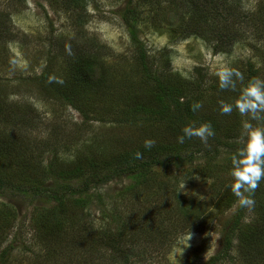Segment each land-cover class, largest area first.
<instances>
[{"label": "rangeland", "instance_id": "rangeland-1", "mask_svg": "<svg viewBox=\"0 0 264 264\" xmlns=\"http://www.w3.org/2000/svg\"><path fill=\"white\" fill-rule=\"evenodd\" d=\"M152 1L153 6L144 0H0V25L6 24L14 35L12 41L0 42V171L12 174L19 170V182L11 175L12 183L29 193L22 197L0 191V238L6 244L15 240L17 247L27 245L30 250L14 252L13 264H125L123 253L106 251V241L100 242L104 233L114 239L119 232L123 235L114 245L119 250L128 248L129 264H204L220 251L223 235L231 229L238 211L243 214L245 231L252 221L264 233V177L251 193L241 190L243 198L253 201L242 205L231 190V157L237 152L233 148L220 146L210 153H195L181 167L152 166L143 177L131 180L123 176L61 202L46 196L44 200L35 198L31 191L53 187L57 180L70 182L58 175L75 170L81 158L97 160H83L85 164L78 167L84 174L71 181L73 185L90 177L91 163L98 166L100 176L107 175L117 165L111 160L118 161L126 151L144 146L145 140L155 141L152 147L183 146L167 127L151 122V110L162 114L173 108L166 98L161 105L155 102L154 75L178 82L190 95H198V113H212L219 116V122L223 120L220 137L238 128L241 136L237 130L230 134L238 137L231 142L236 147L247 143L245 122L253 129H264V112L258 113L259 119L248 112L241 114L225 94L210 89L215 76L230 71L239 61L251 59L264 66V27L258 26L264 23V0H235L246 11L238 26L227 15L229 8L224 10L223 0H218L221 14L217 20L226 13L222 31L236 40L248 37L234 50L227 47L228 55L216 53L214 32L207 34L208 39L192 35L190 19L202 16L194 8L188 4L178 7L180 0ZM126 9L133 12L129 16L136 20L138 39L154 60L150 77L136 61L137 48L123 17ZM240 10L236 8L235 13ZM84 45H93L112 66L108 75L97 72L88 95L74 93L88 119L38 82L46 73L52 85L67 88L73 77L68 69L71 56ZM201 79L203 92H195V82ZM118 97L144 109L149 120L125 124L120 107L109 101ZM224 105L231 106L229 113L222 111ZM207 146L213 147L215 142L200 141L196 147L204 150ZM195 149L181 153L187 155ZM48 167L56 172L52 181L46 175ZM189 235L187 243L177 245L178 237ZM238 243L235 239L232 254L236 257L223 264H250L242 256L246 247ZM254 245L264 250V238L259 235ZM173 247L182 253L171 255ZM258 264L263 263L258 260Z\"/></svg>", "mask_w": 264, "mask_h": 264}, {"label": "trees", "instance_id": "trees-1", "mask_svg": "<svg viewBox=\"0 0 264 264\" xmlns=\"http://www.w3.org/2000/svg\"><path fill=\"white\" fill-rule=\"evenodd\" d=\"M144 1L147 2L149 6H153L154 4V1L152 0ZM141 2H143V0H141ZM218 2V0H180L178 7L183 4H188L191 8H194L197 15H202L201 17H192L190 19V22H193V28L195 31L192 35L208 39L207 34L209 32H214L217 35L218 40L216 43V47H214L216 48V53L228 55L227 47H230L232 50H234L233 47L237 43L246 40L248 37L236 40L233 34L227 32L225 34L222 31V29L220 28L221 20L224 16H226V13L224 11L221 17L217 20V17L221 14L219 13V7L221 5L218 4ZM237 2L240 3L239 1ZM237 2L235 0H223L222 6L224 7V10L229 8V10L227 11V15L229 17L233 16V19H235L234 22L238 26L241 21L245 19L243 17L246 16V11L245 8H242L240 4H238L239 7L236 6ZM178 7L176 6V8ZM236 8L241 10L235 13ZM213 10H215L214 15H212ZM132 13L133 12L126 9L123 14V17L126 21L127 27L130 28L129 33L131 36L130 38L132 44L133 46H135V48H137L136 61L140 63V67L142 69L141 72L147 74L146 76L150 77L152 74L151 72L154 71V69H151L153 66L152 61L154 60L151 58L150 52L147 51L146 47L138 39V34L135 29L136 20L133 17L129 16V14ZM263 14H261V16ZM208 24H212L213 27L209 29L208 27H206ZM262 25H264V23L258 26L264 27ZM10 32L11 31L6 26V24L0 25V42L12 41L14 39V35L12 33L10 34ZM70 44L73 45L74 42H71ZM96 52L97 50H94L93 45H84L83 47L78 49V52H76L75 55L71 56L72 60L68 65V69L71 71L73 77L71 78V82L66 85L69 89L62 88L59 84L52 85L53 82H51L52 80H50V76L46 73L41 74L38 78V82H40L42 86H44L46 91L59 95V98H62L70 107H72L74 110H77L85 119H88V116L86 112L82 109V107L78 106L79 103L75 101L74 93H76V95H88V88L92 87V84H94L93 79L96 77L97 72L100 70L99 72L102 71L108 75L112 70V66L104 61V54L101 55ZM155 54L160 56L163 53ZM230 71L233 72V75L229 78L224 88L220 87V78L218 76H215L213 78L214 83L210 87V89L213 90L216 94H225L227 96V101H233L235 103L236 100L239 99L242 91L247 88L249 83L253 80L264 81V66L260 65L259 67L258 63H255L251 59L239 61L238 64H234ZM236 72H239L241 78H237V76L235 75ZM152 79L155 83V102L161 105V103L164 101V98H166L169 103L172 104L171 106L173 108H171L168 113L162 111L163 115L154 110H151L152 118L150 119H153L151 122H153L154 120L158 121L164 127H167L171 131V134H173L174 136H182V129L184 127H195L194 124H196L197 127L202 124H209L213 131V135L207 137L206 141L209 142V144L215 142V146L204 147V150H202V148L200 147H196L197 142L201 141V139L196 136H193L191 138H185L183 146L174 149H170L168 145H166L167 148L161 146L151 147L148 149H146L143 145H139L130 149L129 151H126L125 156L118 157V161L111 160L117 165L114 166L111 172L105 176H100V173H98L96 169L98 166L93 165V163H91L90 167L93 169L90 177L87 178V180L89 181L84 180L82 184L73 185L71 181L80 178L79 176L84 174V171L81 170V167H78L81 164H85V161L83 160H86L87 162H93L97 160L91 157H87L85 159L81 158L78 160L79 164L77 165L75 170H71L66 173L68 174L67 177H64V175L66 174L58 175L59 179H65L70 182L60 183V181L57 180L55 181V185L53 187L38 188L36 190H31L35 198H40L44 200V198L42 197L46 196L48 200H55L61 202L63 201V199L66 200L68 197L87 193L90 188H96L99 185H105L108 182H111L114 179L122 178L123 176L129 177V179L131 180L143 177L149 171V168L152 166L166 167L173 165L176 167H181L184 162H190L195 153H201L202 151L210 153L212 150H219L220 146L225 147L227 149L233 148L236 150L241 149L245 146L244 144H242L241 147H236L234 143H231L233 140H236L239 136H241V133L239 132L238 128H232L227 130L226 134L222 137L218 135L222 134L221 132L219 133V128L221 127V125L219 126V124H221L223 120L219 122V116L214 117L212 113L211 115L206 114L207 116H205L203 115V111H201L199 114L198 112L200 111L201 107H197L198 101L200 100L198 95H190L187 90L183 89L181 84L178 82L160 79L156 75H154ZM202 81L203 80L201 79L199 83L195 82V92H203L201 90V87L203 85ZM204 87H206L204 92L205 95L207 84H204ZM189 97L190 99H188ZM91 98L94 99V97ZM118 98L119 100L109 101L111 105L120 107V118L123 120V122H125V124L136 125L141 122H147L149 120V118L145 117L146 114H144V109H141L138 106L131 105L129 100L125 98ZM122 102L128 103L130 105L124 106ZM94 119H96V117H94L93 120ZM236 130L238 131V137L234 138V136L230 134H234ZM190 147L196 149L187 155H183L184 153H181V150H185L186 148ZM137 152L140 153L139 159H137L135 155ZM0 157L1 159L3 158V153L1 152ZM110 166H113V163H110ZM2 167L6 168L8 171L10 170L8 166ZM46 171L47 178L52 181V175L54 173L56 174V172L49 167L46 169ZM11 173L12 174L1 173L0 171V191L2 189L3 191L9 190L12 191L11 194L13 195L15 193H20V196L26 197L29 193H27L25 190H21V187L13 184L11 180V175H14L18 177L19 182L21 173L19 172V170L11 171ZM132 188L133 187H128L127 189L130 190ZM11 215L14 221L16 212L13 210ZM242 215L243 214H241V211H238L236 216L232 219L231 229H227L223 235L222 246L220 251L204 264H223L224 262H229L234 257H236L232 254L233 251L236 249L235 239L238 240V245L240 247H246V252L242 256L247 261V263L255 264L257 262L258 264V260H260L264 264V250L261 248V246L257 247L256 245H254L255 242L258 241L259 235L262 239L264 238V233L261 232L260 227H258V224L252 221L247 226L249 230L245 231V225L242 224V221L244 219ZM122 235L123 234L119 232L117 234V237L115 236L114 239H111L106 233H104L103 238H101L100 242L102 244L103 241H106V251L112 253L118 252V254L123 253L126 256L124 257L125 264H129V259L127 257L128 248L125 247L119 250V247L117 248L114 245L118 243V240H116V238H120V236ZM121 240L122 238L119 240L120 243ZM132 242L135 243V241ZM28 250L29 249L27 248V245L20 248L17 247L15 240L6 244L5 240L0 238V264H13L14 252H28Z\"/></svg>", "mask_w": 264, "mask_h": 264}, {"label": "clouds", "instance_id": "clouds-1", "mask_svg": "<svg viewBox=\"0 0 264 264\" xmlns=\"http://www.w3.org/2000/svg\"><path fill=\"white\" fill-rule=\"evenodd\" d=\"M218 75L220 78V87L224 88L229 78L233 75V72L225 70ZM235 75L237 78H241L239 72H236ZM235 106L241 114L248 112L252 115L253 119H259L258 113L264 112V81L253 80L250 82L248 87L242 91L239 99L236 100ZM222 111L229 113L231 106L224 105ZM243 127L247 130L248 139L245 146L238 149L231 157L232 169L230 175L234 180L231 184V190L234 195L240 197V203L242 205H251L253 201L243 198L241 190L251 193L256 189L262 177H264V129H253L252 125L247 122L243 124ZM182 132L183 135L177 137L178 143H183L185 138H191L193 136L199 137L204 142L207 137L213 135L209 124H202L198 128L191 126L184 127ZM154 143L155 141L153 140H145L144 147L146 149L151 148ZM135 155L137 159L140 158L139 152ZM190 235L178 237L177 245L187 243ZM182 251L178 247H173L171 255L174 256L178 252L181 254Z\"/></svg>", "mask_w": 264, "mask_h": 264}]
</instances>
